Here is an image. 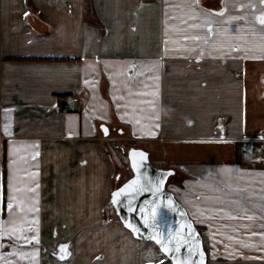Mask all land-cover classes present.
Segmentation results:
<instances>
[{"label":"crops","instance_id":"crops-1","mask_svg":"<svg viewBox=\"0 0 264 264\" xmlns=\"http://www.w3.org/2000/svg\"><path fill=\"white\" fill-rule=\"evenodd\" d=\"M262 20L264 0H0V264H144L110 204L129 147L175 171L223 264H264Z\"/></svg>","mask_w":264,"mask_h":264},{"label":"water","instance_id":"water-1","mask_svg":"<svg viewBox=\"0 0 264 264\" xmlns=\"http://www.w3.org/2000/svg\"><path fill=\"white\" fill-rule=\"evenodd\" d=\"M103 129L107 136L108 128ZM127 159L131 176L110 196V204L123 227L136 240L153 243L171 264H207L200 232L184 206L166 187L175 171L155 167L149 153L142 148H129ZM125 185L129 187L114 203L113 194Z\"/></svg>","mask_w":264,"mask_h":264},{"label":"rangeland","instance_id":"rangeland-1","mask_svg":"<svg viewBox=\"0 0 264 264\" xmlns=\"http://www.w3.org/2000/svg\"><path fill=\"white\" fill-rule=\"evenodd\" d=\"M113 134V133H112ZM118 146H120L121 148H125L127 149L128 145L133 144L131 141H126V140H119L117 141ZM124 154L126 155L127 152L125 150ZM123 154V158H125V155ZM124 180H121L120 183L118 184V186L123 182ZM167 187L170 188V186L167 184ZM170 190V189H169ZM201 236L204 240L203 246H204V250L208 256V261L207 264H223L224 262H222L221 258L222 256L219 253L222 252H226L228 253V250H219L218 247L222 246L223 243L222 241H220L221 239L217 236V235H211V238H208V235L206 233H201ZM261 243H259L260 245ZM264 244V243H263ZM151 245L148 252L147 249L145 250V256L143 257L144 264H170V262L163 257L159 250L156 248V246ZM218 246V247H217ZM17 248L13 249L16 250ZM20 249V248H18ZM27 250V249H26ZM238 250V249H237ZM233 252L235 250H232ZM239 251V255H240V260H243L245 255H248L250 253V251L248 249H245L243 251ZM28 252L23 251V250H19L18 253L16 255L13 256V258H11L10 260L8 259L7 261H4V264H14V262L17 260V262H21L24 264H31L30 259L32 260V258L28 257ZM14 257H16L14 259ZM228 257V256H227ZM232 257V256H231ZM245 260V259H244ZM234 261V260H232ZM36 262V259L33 261V263ZM231 264H233V262H230ZM238 264V263H237ZM244 264H248L244 263Z\"/></svg>","mask_w":264,"mask_h":264},{"label":"built area","instance_id":"built-area-1","mask_svg":"<svg viewBox=\"0 0 264 264\" xmlns=\"http://www.w3.org/2000/svg\"><path fill=\"white\" fill-rule=\"evenodd\" d=\"M79 102V99L77 97H67L65 99L64 109L68 112L75 113L77 112V103ZM248 150L247 146H244L242 148L243 152H246Z\"/></svg>","mask_w":264,"mask_h":264},{"label":"snow or ice","instance_id":"snow-or-ice-1","mask_svg":"<svg viewBox=\"0 0 264 264\" xmlns=\"http://www.w3.org/2000/svg\"><path fill=\"white\" fill-rule=\"evenodd\" d=\"M26 15H27V13H26ZM261 23H264V20H262ZM131 183L132 184H135V181H132ZM128 187H129V185H125L124 188L119 189L118 192H116V193L113 194V202L114 203L117 202V200H116L117 196H119L120 193L124 192L125 189H127ZM8 207H9V209L12 208L11 203H9ZM141 212L143 213L144 212V209H141ZM129 227H133V226L130 224ZM133 230L135 231L136 229L134 228ZM61 247L63 248L64 246H61ZM162 247H163V245H162ZM167 250L168 249L165 248V251H167Z\"/></svg>","mask_w":264,"mask_h":264},{"label":"trees","instance_id":"trees-1","mask_svg":"<svg viewBox=\"0 0 264 264\" xmlns=\"http://www.w3.org/2000/svg\"><path fill=\"white\" fill-rule=\"evenodd\" d=\"M63 98V100L62 101H64L65 100V95L62 97ZM62 106L64 107V103L62 104ZM130 148V147H129ZM128 148V149H129ZM203 243H204V240H203Z\"/></svg>","mask_w":264,"mask_h":264}]
</instances>
